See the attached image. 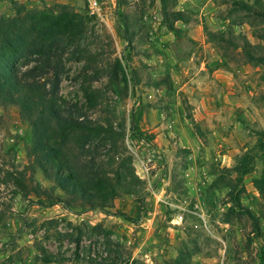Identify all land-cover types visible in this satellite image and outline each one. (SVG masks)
<instances>
[{
    "label": "rangeland",
    "instance_id": "1",
    "mask_svg": "<svg viewBox=\"0 0 264 264\" xmlns=\"http://www.w3.org/2000/svg\"><path fill=\"white\" fill-rule=\"evenodd\" d=\"M88 1L0 0V15L21 6L57 13L59 5L81 15L59 105L111 126L116 146L111 150L103 134L70 152L82 164L94 156L105 167L117 153L144 187L115 198L107 212L35 204L7 175L32 160L30 126L16 106L0 107V264H172L180 250L190 252V264H264V200L255 186L264 148L254 147L264 130V65L247 62L243 51L245 38L264 55V0H99V16L89 13ZM96 71L99 78L86 81ZM90 90L100 93L94 105ZM132 119L143 140L133 136ZM245 152L255 158L240 201L258 217L260 236L246 214L225 222L227 183ZM33 176L50 185L40 168ZM95 224L110 232L118 252H107ZM41 249L58 262L42 261Z\"/></svg>",
    "mask_w": 264,
    "mask_h": 264
},
{
    "label": "trees",
    "instance_id": "2",
    "mask_svg": "<svg viewBox=\"0 0 264 264\" xmlns=\"http://www.w3.org/2000/svg\"><path fill=\"white\" fill-rule=\"evenodd\" d=\"M57 7V13H53L54 10L47 13L21 6L11 16L0 15V107L16 106L22 120L28 122L30 142L27 155L32 158L28 166L21 170H8L7 175L24 197L33 196V202L41 207L58 204L69 210L79 208L80 213L95 209L107 212L106 208L112 207L113 200L118 196L140 194L144 182L135 175L128 160L123 157L119 159L117 153L115 157H110L106 168L97 163L94 156H90L89 163L82 164L70 152L71 146L83 148L95 137L104 138L103 134L112 140L110 149L113 150L116 139L111 126L105 127L76 111H65L59 105L65 55L73 40L82 35L84 23L78 13L66 10L64 5ZM180 13L178 11L177 15ZM243 46L247 62L264 65V55H255L258 49L263 50L260 45L251 44L244 38ZM76 50L81 52L79 47ZM76 58L80 60L82 57ZM113 65L119 66L118 60ZM99 76L100 73L96 71L85 79L95 81ZM109 79L114 82L110 75ZM99 94L96 90L88 91V104H96ZM130 127L133 136L143 140L144 134L135 130L133 119ZM256 138L254 147L261 151L264 148V130L256 132ZM254 158L248 152L240 157L237 177L227 183L231 204L224 214L225 222H228L229 215L246 214L251 220L252 233L260 236L262 231L258 217L243 207L240 201L244 188L239 186L243 176L251 171ZM37 168L50 183L48 187L35 182L33 173ZM28 169L30 173H27ZM108 169H115L113 175H109ZM255 186L264 200V167L255 180ZM90 228L104 235L108 253L118 252L119 243L111 240L110 232L103 229L101 224L91 225ZM40 251L42 261L58 262L57 256L47 254L45 249ZM189 257L190 252L180 250L171 263L190 264ZM133 262L145 264L138 260Z\"/></svg>",
    "mask_w": 264,
    "mask_h": 264
},
{
    "label": "built area",
    "instance_id": "3",
    "mask_svg": "<svg viewBox=\"0 0 264 264\" xmlns=\"http://www.w3.org/2000/svg\"><path fill=\"white\" fill-rule=\"evenodd\" d=\"M100 2L99 0H89L88 1V8H89V13L91 15H96L99 16L100 13Z\"/></svg>",
    "mask_w": 264,
    "mask_h": 264
},
{
    "label": "crops",
    "instance_id": "4",
    "mask_svg": "<svg viewBox=\"0 0 264 264\" xmlns=\"http://www.w3.org/2000/svg\"><path fill=\"white\" fill-rule=\"evenodd\" d=\"M17 1H19V2H24V1H26V0H17Z\"/></svg>",
    "mask_w": 264,
    "mask_h": 264
}]
</instances>
